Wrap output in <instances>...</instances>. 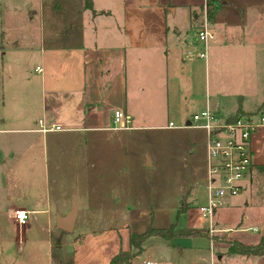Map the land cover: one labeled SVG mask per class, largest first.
Listing matches in <instances>:
<instances>
[{
	"label": "rangeland",
	"instance_id": "374dc122",
	"mask_svg": "<svg viewBox=\"0 0 264 264\" xmlns=\"http://www.w3.org/2000/svg\"><path fill=\"white\" fill-rule=\"evenodd\" d=\"M95 1L97 7L120 3V0ZM170 1L183 4L170 20L172 29L177 25L182 36L188 39L197 37L198 28L204 25L207 16L209 18L210 1ZM220 1L215 0L213 6L221 9ZM230 2L232 5L229 4L224 12L226 19L219 16L216 28H211L213 36L209 39L207 59L196 60V45L186 48L192 51L188 57L196 63L190 72L191 84L189 87L184 84L187 90L180 108L185 119H191L195 112L208 106L213 110L217 103L221 117L236 113L239 101L230 93L233 77L225 72L230 65L217 61L218 32L223 30L225 23V30L235 34L245 27L246 19L251 43L257 48L256 55L250 57L251 62L248 67L244 65L242 72L249 75L247 80L250 77L252 82H257L253 96L247 98V106L254 107L259 97L257 90H264V9L256 8L257 0ZM83 6L84 0H0V128L11 127L2 121L6 115L15 117L22 113L29 121V117L38 115L42 92L38 80L43 74L36 69L38 66L44 71L48 68V76L53 80L57 78L58 67L65 55L62 50L56 51L60 50L58 36H62L65 26L70 27ZM193 13L196 19L202 20L201 23L194 19ZM43 40L47 42L42 43ZM199 47V50L203 49L204 44L200 43ZM53 52L55 57H52ZM15 92H23L27 108L31 105L29 111L25 112L21 103L15 107L11 105L10 98ZM170 121L174 127H168ZM155 123L145 122L144 127L139 128L132 122L126 138H123L122 149L117 150L112 144V155L105 143L99 142L95 160H91L88 167L79 169L81 176L77 185L56 184L51 175L46 178L43 160L35 170L32 182L26 180L27 194L42 196L39 199L44 201L48 198L52 205H55L58 194L73 192L82 202L85 201L89 210L87 216L80 218V227L74 234L49 227L44 215L33 214L30 219L32 229L18 238L15 221L11 216L9 218L6 208L10 199L15 198L14 185L10 182V179L13 181V171L8 163H1L0 264H74L78 245L75 237L81 231H93V239L83 248L81 264H102L111 252L129 248L132 232L142 233L150 226L167 227L171 224H176L175 237L170 240L156 235L148 237L133 264H144L146 260L153 264H237L238 257L227 256V246L224 248L217 243L230 244L232 240L224 234L242 218L243 229L240 231L248 239L264 233V183L257 180L241 194L227 197L226 204L220 209L225 212L227 225L224 222L216 224L221 231L211 233L209 223L198 210L206 196V132L187 127L186 120L173 117L158 122L164 127L153 128ZM4 146L11 148L9 142ZM37 147V155H43L42 144ZM182 199L189 207L186 213L179 215ZM253 227H258V231H253ZM59 242L63 244L62 248H59ZM246 261L245 264H264V256Z\"/></svg>",
	"mask_w": 264,
	"mask_h": 264
},
{
	"label": "crops",
	"instance_id": "0c3cea01",
	"mask_svg": "<svg viewBox=\"0 0 264 264\" xmlns=\"http://www.w3.org/2000/svg\"><path fill=\"white\" fill-rule=\"evenodd\" d=\"M221 1L223 7L216 15L212 28H216L219 16L226 19L224 12L229 4L232 5L230 0ZM256 3V8L264 9V0H257ZM179 6L183 4L178 5L170 0H120V3L112 7H97L93 0L96 14L84 5L70 27H64V33L57 39L60 50L56 51L62 50L65 54L58 67L59 75L53 80L48 76V68L45 74L42 67L39 72L43 75L38 80L42 88L38 115L29 117L30 121L22 113L15 117L6 115L2 118L3 122L11 125L10 128H0V164L8 163L13 171V181L10 179V182L14 185L15 198L7 203L9 218L11 210L25 209L31 211V218L33 214L44 215L49 227H55L63 233H76V229L80 227V218L87 216L89 210L76 192L58 194L55 205H52L48 198L44 201L39 199L42 196L27 194L24 184L26 180L32 182L35 170L43 160L46 178L51 175L56 184L77 185V179L81 176L79 169L88 167L91 160H95L99 142L105 143L110 155L113 151L112 144L117 150L122 149L123 138H126L129 129L113 128L115 110L122 109L130 113L133 123L138 124L136 127L139 128H143V124L150 121L156 122L153 128L164 127L158 125V122L171 117L186 120V125L190 122L191 119H185L180 107L184 104L186 86L189 87L192 82L190 72L195 61L199 59L200 42L196 37L188 39L182 36L177 25L172 29L170 20L176 16ZM59 9L62 10L61 5ZM193 16L195 20H200L195 18L194 13ZM201 22L202 20L199 23ZM225 24L223 30L218 32L217 61L219 64L230 65L225 68V72L233 77L230 93L239 101L236 112L239 109L248 114L264 112L263 89L257 90L259 97L255 106H247V98L253 96L252 91L257 82H252L250 77L247 80L249 75L242 72L244 65L248 67L251 62L250 57L256 55L257 48L251 43L246 19L243 30L235 34L227 32ZM45 42L47 41L43 40L42 43ZM192 45L197 47L196 60L189 58V51L186 50L187 47L192 48ZM55 55L53 52L52 57ZM206 69L208 78V66ZM206 83L208 89V79ZM10 103L13 107L21 103L25 112L31 108L30 102V107L27 108L23 92H15ZM218 108L219 103L215 104L213 110L220 121L234 116L223 118ZM53 125H61L63 129L53 130ZM5 142H9L11 148L4 146ZM40 143L43 155H37V145ZM252 148L253 164L244 183V190L257 180L264 183V126L253 135ZM70 170H73L72 173ZM75 203L76 214L71 220ZM224 215L225 212L218 210L215 224H226ZM14 224L18 238L22 235L24 237L32 229L31 222L25 226L16 222ZM190 227L194 228L195 225ZM242 227L243 218L236 221L233 227H229L231 229L224 236L247 245L260 242L264 233L255 239H248L240 231ZM81 232L75 237L78 245L74 264H81L83 248L85 249L87 241L93 239V231ZM217 244L224 248L230 246L224 242ZM62 247L63 244L59 242V248ZM129 249L130 244L126 250ZM117 253V250L111 252L102 264H108ZM227 256L238 257V261H235L237 264H245L247 259L256 257Z\"/></svg>",
	"mask_w": 264,
	"mask_h": 264
},
{
	"label": "built area",
	"instance_id": "2783aa9c",
	"mask_svg": "<svg viewBox=\"0 0 264 264\" xmlns=\"http://www.w3.org/2000/svg\"><path fill=\"white\" fill-rule=\"evenodd\" d=\"M207 14V13H206ZM212 23L207 16L204 25L198 28L197 41L204 44L198 51L199 59H207L209 39L212 37ZM192 54V51H189ZM38 72L42 71L37 67ZM133 116L125 110L117 109L113 116L114 129H129ZM170 127H174L173 122ZM188 127L203 129L207 133V185L205 202L198 207L203 219L209 223L211 233L221 231L216 227L215 216L225 204L227 197L239 195L253 164L252 138L264 126V112H255L220 121L210 107L193 114ZM53 130H62L61 125H53ZM11 217L20 225L29 224L31 211L11 210ZM258 231V227H253ZM145 264H153L146 261Z\"/></svg>",
	"mask_w": 264,
	"mask_h": 264
},
{
	"label": "trees",
	"instance_id": "16d2710c",
	"mask_svg": "<svg viewBox=\"0 0 264 264\" xmlns=\"http://www.w3.org/2000/svg\"><path fill=\"white\" fill-rule=\"evenodd\" d=\"M209 11L208 15L210 20L214 21L216 15L220 11L219 8L213 6L215 0H209ZM221 2V8L223 7V3ZM84 5L86 9H90L94 14L97 12L94 11L93 0H84ZM245 113L241 109L234 114L232 117H238L240 115H245ZM189 204L184 203V199L181 200V206L178 210V214L186 213L188 211ZM156 235L160 236L164 239L170 240L176 235V224H171L167 227H153L150 226L145 232H132L130 235V250H120L117 254H115L108 264H133V259L138 255L139 252L143 250V244L146 242L148 237ZM134 249L136 253L133 252ZM133 250V251H132ZM228 253L230 255H241V256H264V235L262 236L260 242L258 244H244L237 240L230 241V246L228 248Z\"/></svg>",
	"mask_w": 264,
	"mask_h": 264
},
{
	"label": "water",
	"instance_id": "95a60500",
	"mask_svg": "<svg viewBox=\"0 0 264 264\" xmlns=\"http://www.w3.org/2000/svg\"><path fill=\"white\" fill-rule=\"evenodd\" d=\"M75 214H76V203L73 205L72 215L70 217L71 220H73L75 218Z\"/></svg>",
	"mask_w": 264,
	"mask_h": 264
}]
</instances>
